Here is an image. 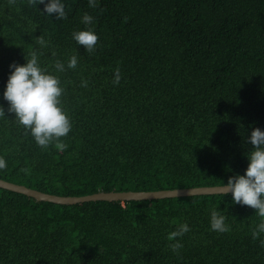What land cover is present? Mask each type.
I'll list each match as a JSON object with an SVG mask.
<instances>
[{"label":"trees","instance_id":"16d2710c","mask_svg":"<svg viewBox=\"0 0 264 264\" xmlns=\"http://www.w3.org/2000/svg\"><path fill=\"white\" fill-rule=\"evenodd\" d=\"M65 4L57 20L39 0H0V179L85 196L218 186L244 173L247 136L264 129V0ZM86 12L98 34L92 52L72 38ZM34 50L50 72L65 63L63 150L39 146L3 98L9 64ZM213 208L228 231L210 228ZM255 212L231 193L63 205L0 188V264H264ZM182 222L190 230L174 252L167 236Z\"/></svg>","mask_w":264,"mask_h":264},{"label":"clouds","instance_id":"9594fccd","mask_svg":"<svg viewBox=\"0 0 264 264\" xmlns=\"http://www.w3.org/2000/svg\"><path fill=\"white\" fill-rule=\"evenodd\" d=\"M44 5L41 10L45 15L56 14L57 20L66 19L65 0H39ZM90 7H95V0H89ZM94 17L84 13L81 17L85 27L72 33V38L79 45L85 46L87 52L95 50L98 34L92 27ZM41 45L46 44L42 35L37 37ZM53 55L55 53L53 52ZM78 58L74 54L67 60L68 68H75ZM56 72H50L42 65L37 51L26 56V62L21 64L13 61L9 64V75L3 98L8 102V111L15 114L17 122L30 132L35 142L41 147H47L56 142V147L63 150L67 147L60 138L66 136L72 127L71 118L63 109L61 96L64 88L58 73L65 70V63L57 60L54 65ZM121 79L119 68L114 71L113 83L118 84ZM86 86L87 81L82 80ZM0 115H5V109L0 104ZM247 141L254 147L246 153L249 161L244 173H234L227 181L216 188L225 189L221 194L230 192L233 203H240L256 209V214L262 219L252 229L253 239L264 233V129L254 127L247 136ZM6 166L5 159L0 156V168ZM226 214L213 208L210 211V228L217 232H226L229 225L225 222ZM190 230L187 222L177 224L176 228L168 233L167 239L171 242L169 247L175 252L182 247L177 237L183 236ZM264 246V239L260 240Z\"/></svg>","mask_w":264,"mask_h":264},{"label":"water","instance_id":"95a60500","mask_svg":"<svg viewBox=\"0 0 264 264\" xmlns=\"http://www.w3.org/2000/svg\"><path fill=\"white\" fill-rule=\"evenodd\" d=\"M217 186H203L193 188H176L157 191H110L97 192L85 196H59L45 193L25 185L16 184L3 179H0V188L21 193L29 197L35 198L38 201L52 202L56 204L72 205L89 201H132V200H153L163 198H174L193 195H212L221 194L219 192L225 189L216 188ZM230 193V192H227ZM224 193V194H227Z\"/></svg>","mask_w":264,"mask_h":264}]
</instances>
